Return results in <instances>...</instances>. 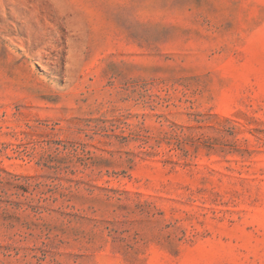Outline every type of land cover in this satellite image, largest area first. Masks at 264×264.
I'll list each match as a JSON object with an SVG mask.
<instances>
[{
  "label": "rangeland",
  "instance_id": "obj_1",
  "mask_svg": "<svg viewBox=\"0 0 264 264\" xmlns=\"http://www.w3.org/2000/svg\"><path fill=\"white\" fill-rule=\"evenodd\" d=\"M0 264H264V0H0Z\"/></svg>",
  "mask_w": 264,
  "mask_h": 264
}]
</instances>
